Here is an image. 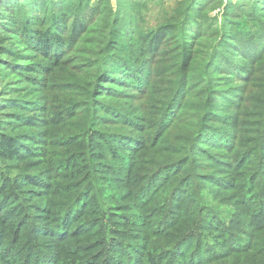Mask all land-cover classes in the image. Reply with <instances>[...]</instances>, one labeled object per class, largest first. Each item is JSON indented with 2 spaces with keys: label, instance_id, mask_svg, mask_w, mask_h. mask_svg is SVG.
Wrapping results in <instances>:
<instances>
[{
  "label": "rangeland",
  "instance_id": "obj_1",
  "mask_svg": "<svg viewBox=\"0 0 264 264\" xmlns=\"http://www.w3.org/2000/svg\"><path fill=\"white\" fill-rule=\"evenodd\" d=\"M180 1L127 0L121 13L133 14L132 38L171 24ZM222 10L209 15L221 23ZM255 21L246 20L252 31L261 27ZM255 51L254 72L236 71L227 82L234 94L229 117L208 126L218 141L207 154L221 152L229 165L206 158L189 170L175 150L189 118L177 120L164 109V88L149 76L150 64L142 75L123 77L130 116L123 125L73 117L83 109L84 90L65 88L68 71L45 74L41 95L48 105L38 123L48 134L33 143L34 155L0 161V179L2 173L11 181L43 176L37 187L43 201L21 219L0 207V254L6 255L0 264H264V219L257 215L264 208V149L255 147L264 145V42ZM5 84L0 79V122L13 113L1 107L4 98L21 96L4 95ZM63 108L73 119L60 120ZM239 151L251 154L245 169L231 156ZM215 177H227L226 189ZM208 181L216 183L210 188ZM93 189L96 206L84 196ZM96 244L102 248L93 251Z\"/></svg>",
  "mask_w": 264,
  "mask_h": 264
},
{
  "label": "trees",
  "instance_id": "obj_2",
  "mask_svg": "<svg viewBox=\"0 0 264 264\" xmlns=\"http://www.w3.org/2000/svg\"><path fill=\"white\" fill-rule=\"evenodd\" d=\"M120 1L123 4L119 9L113 0H0V79L6 83L4 95H21L2 102L1 107L13 113L0 122V161L14 160L27 151L34 155L33 143L44 141L48 134L38 123L42 121L40 112L48 105L41 95L43 78L49 80L45 74L52 75L58 69L68 71L65 88L84 90L83 109L78 115L74 111L73 117L82 115L84 120L93 119V123L100 118L123 125L130 119L124 112L129 111L125 102L128 93L122 90L126 84L123 77L134 78L138 72L142 75L150 64L149 76L164 88V109L175 112L177 120L183 115L189 118L184 120L181 146L175 149L186 170L206 158L229 165L222 160L227 157L221 152L207 154L211 143L218 141L212 139L214 134L208 126L229 117L226 107L234 97L226 89L231 85L227 84L230 76L236 71L246 75L254 72L251 63L255 49L264 42V0H182L174 17L170 16L171 24L137 34L136 38L130 32L135 27L133 14L121 13L127 0ZM221 8L220 23L209 13ZM247 19L256 20L261 27L252 31ZM71 114L63 108L60 120L73 119ZM82 128L81 136L85 132ZM260 137H264L263 130ZM164 138L167 136L162 135L159 141ZM255 147L264 149L259 143ZM231 156L244 169L246 159H251L247 151ZM262 163L264 167V157ZM1 175L0 207L8 209V214L21 219L35 209L36 200L43 201L37 190L41 174L13 181ZM215 179L219 188L226 189L227 177ZM210 183L216 182L208 181L205 186L212 188ZM91 193H85V200L96 206L98 192L93 189ZM257 215L264 219L263 207ZM192 231L198 233V225ZM101 248L96 244L93 251ZM5 258L0 254V260Z\"/></svg>",
  "mask_w": 264,
  "mask_h": 264
}]
</instances>
